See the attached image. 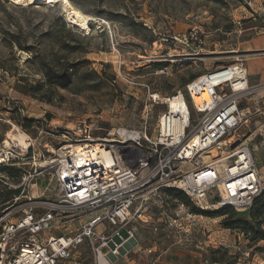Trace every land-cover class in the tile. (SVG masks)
I'll return each instance as SVG.
<instances>
[{
    "label": "rangeland",
    "instance_id": "374dc122",
    "mask_svg": "<svg viewBox=\"0 0 264 264\" xmlns=\"http://www.w3.org/2000/svg\"><path fill=\"white\" fill-rule=\"evenodd\" d=\"M70 1L88 18V29L67 21L63 3L0 0V154L11 149L14 156L0 168V175L9 179L10 186L0 183L5 194L18 190L24 172L32 173L36 164L41 174L32 183L38 186L28 184L26 194L51 197L54 182L47 192L42 183L53 179L57 167L44 163L57 160L61 148L77 145L85 136L92 143L124 129L156 137L159 117L168 109L165 99L184 92L193 77L244 64L254 55L245 51L246 43L264 33V0ZM48 66L73 74L72 85H48ZM249 80L255 90L241 108L251 114L236 139L250 146L264 177V80ZM154 94L160 96L157 103ZM25 120H33V126L25 129ZM19 131L29 147L6 148L8 135ZM181 196L169 191L163 200L150 197L151 226L137 224V241L117 264H211L206 261L210 250L220 248L228 251L217 255L224 256L225 264H264V240L252 242L242 232L225 229L224 217L193 214ZM180 211L183 230L170 228ZM250 211L237 213L251 221ZM258 223L264 229V216ZM189 224L192 229L186 233ZM78 228L75 224L72 230ZM68 233L57 226L40 240ZM73 255L68 264L90 256L85 246Z\"/></svg>",
    "mask_w": 264,
    "mask_h": 264
},
{
    "label": "built area",
    "instance_id": "2783aa9c",
    "mask_svg": "<svg viewBox=\"0 0 264 264\" xmlns=\"http://www.w3.org/2000/svg\"><path fill=\"white\" fill-rule=\"evenodd\" d=\"M254 90L240 62L218 68L164 100L168 109L159 117L156 137L124 129L92 143L85 136L75 142L88 155L83 164L73 145L61 148L58 159L43 166L57 167L42 187L50 191L54 182L51 197L26 194L28 184L38 186L32 183L41 174L34 164L32 173L22 175L19 195L1 206L0 264H68L82 246L90 256L74 264H117L137 241V224L151 226L150 197L163 200L169 191L202 211L251 210L264 193V177L250 146L236 136L251 114L241 102ZM151 97L153 103L160 99ZM0 156L6 158L0 168L14 158L11 149ZM8 180L0 175L1 184L10 186ZM175 215L169 227L183 230L182 212ZM75 224L79 228L72 230ZM57 226L69 233L40 240ZM186 227L190 233L192 225Z\"/></svg>",
    "mask_w": 264,
    "mask_h": 264
},
{
    "label": "trees",
    "instance_id": "16d2710c",
    "mask_svg": "<svg viewBox=\"0 0 264 264\" xmlns=\"http://www.w3.org/2000/svg\"><path fill=\"white\" fill-rule=\"evenodd\" d=\"M66 47L67 48H64L65 50L68 49V46ZM55 69V67L51 66L44 68V77L48 85L60 86L63 88H68L70 85H72L74 79L73 74L69 73V71H57ZM196 79L197 77H193L191 81ZM33 123V120H25L24 128H30L33 126ZM5 173L12 177L14 175V170L6 169ZM19 193L20 191L16 190L5 194L0 184V205L7 203L14 196L19 195ZM180 195H182L181 200L183 201V204L187 205L193 214L199 216L224 217L222 225L225 227V229L242 232L247 237V239L252 242L264 240V229L262 228L261 224L258 223V221L264 216V205L260 207V203L264 201V193L256 199L254 208H252L249 212V218L251 221L243 219L241 215L238 214L237 211H235L232 207H225L214 214L204 212L194 207L186 196L183 194ZM221 251H224L222 254L224 256L228 254L227 249L224 248H220L219 250L211 249L209 259L206 261L211 262V264H225L224 256L222 258L217 257ZM234 264H237V261Z\"/></svg>",
    "mask_w": 264,
    "mask_h": 264
},
{
    "label": "bare ground",
    "instance_id": "6f19581e",
    "mask_svg": "<svg viewBox=\"0 0 264 264\" xmlns=\"http://www.w3.org/2000/svg\"><path fill=\"white\" fill-rule=\"evenodd\" d=\"M15 4H24V3H36L40 1H46L49 4H57V3H63V10L66 15L67 21L74 25L75 27L82 28V29H88V18L85 17L72 3L70 0H13ZM173 108H176L177 101L173 102ZM122 133V132H121ZM138 137V135H136ZM8 141L5 142L6 148H11L13 144H16L17 146H23L24 149L29 147V144L27 141L28 138L25 134L19 131V134H9L8 135ZM26 150V149H25ZM73 150L79 159V162L83 164L86 160H88V155L86 154L85 148L80 145H73ZM6 153V152H5ZM6 158L0 156V160ZM45 164V163H44Z\"/></svg>",
    "mask_w": 264,
    "mask_h": 264
},
{
    "label": "crops",
    "instance_id": "0c3cea01",
    "mask_svg": "<svg viewBox=\"0 0 264 264\" xmlns=\"http://www.w3.org/2000/svg\"><path fill=\"white\" fill-rule=\"evenodd\" d=\"M246 52L253 53L252 57H247L244 61V67L253 83H263L264 80V33L248 41ZM44 182L42 187H44Z\"/></svg>",
    "mask_w": 264,
    "mask_h": 264
},
{
    "label": "water",
    "instance_id": "95a60500",
    "mask_svg": "<svg viewBox=\"0 0 264 264\" xmlns=\"http://www.w3.org/2000/svg\"><path fill=\"white\" fill-rule=\"evenodd\" d=\"M44 185V184H43Z\"/></svg>",
    "mask_w": 264,
    "mask_h": 264
}]
</instances>
